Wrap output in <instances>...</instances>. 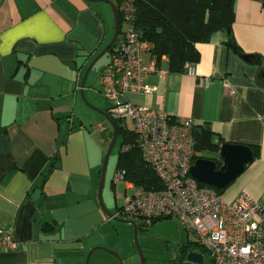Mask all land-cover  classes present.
<instances>
[{
    "label": "crops",
    "instance_id": "1",
    "mask_svg": "<svg viewBox=\"0 0 264 264\" xmlns=\"http://www.w3.org/2000/svg\"><path fill=\"white\" fill-rule=\"evenodd\" d=\"M113 33L112 10L102 1L0 0V227L12 230L18 243L16 250L0 252V264H79L80 254L111 248L113 220L99 201L100 134L107 129L97 114L105 118L94 110L88 125L78 95L85 70ZM232 35L241 54L216 34L196 45L194 76L169 73L163 57L164 79L146 77L157 91L130 94L129 100L207 126L226 143L257 146L258 157L222 198L233 202L246 191L264 205V87L258 83L262 65L255 61L264 60L261 0L235 1ZM225 83L232 97L224 94ZM111 187L116 191L113 180ZM125 190L116 201L139 192L129 182ZM101 201L113 215L124 206L114 207L111 193ZM44 224L56 230L41 232ZM108 255L101 256L106 264H118Z\"/></svg>",
    "mask_w": 264,
    "mask_h": 264
},
{
    "label": "built area",
    "instance_id": "2",
    "mask_svg": "<svg viewBox=\"0 0 264 264\" xmlns=\"http://www.w3.org/2000/svg\"><path fill=\"white\" fill-rule=\"evenodd\" d=\"M123 25L126 30L110 49L108 63L100 72V93L111 103L109 113L114 119L132 122L143 158L163 189H138L113 218L127 216L146 224L175 218L186 232L187 242L204 251L194 252L207 256L206 261L203 257L201 263L190 264H264V205L246 191L226 202L215 188L200 186L190 173L197 156V124L129 100L130 94L155 93L156 86L148 84L146 77L156 75L163 80L167 72L159 68L150 43L131 30L129 17ZM184 73L194 76L193 65H185ZM224 94L234 95L227 83ZM124 177V171H117L114 185ZM17 248L13 231L0 227V252Z\"/></svg>",
    "mask_w": 264,
    "mask_h": 264
},
{
    "label": "trees",
    "instance_id": "3",
    "mask_svg": "<svg viewBox=\"0 0 264 264\" xmlns=\"http://www.w3.org/2000/svg\"><path fill=\"white\" fill-rule=\"evenodd\" d=\"M235 1L114 0V3L120 18L119 35L123 33L122 25L129 17L131 30L138 35L140 40L150 43L151 53L157 58L158 63L165 57L169 73H183L185 65H194L200 61V53L196 45L211 41L216 34H224L227 37L226 44L238 53L240 52L232 35V26L235 21ZM262 6L264 8V2H262ZM255 61L262 65L258 83L264 87V60L257 57ZM115 124L121 148L117 157L116 171H124V180L131 183L136 189L162 190L161 181L143 158L138 145V135L135 131L127 129L122 119H115ZM195 140L197 153L195 160L205 158L200 155L201 153H216L218 157L210 159L214 160L219 168L222 164L219 157L220 147L227 143L209 127L202 125L196 126ZM248 147L253 153L254 160L258 157L259 148L257 146ZM124 148L126 149L123 150ZM54 167L55 163L53 162L45 179ZM199 185L207 187L202 183ZM226 188L216 190L222 194ZM56 227L54 224H44L40 231L47 233L51 229L54 232ZM141 227L143 226H140L138 231ZM179 250L182 255L178 256L177 254L175 260L180 257L186 258L189 252H204L197 245L188 242L182 243Z\"/></svg>",
    "mask_w": 264,
    "mask_h": 264
},
{
    "label": "rangeland",
    "instance_id": "4",
    "mask_svg": "<svg viewBox=\"0 0 264 264\" xmlns=\"http://www.w3.org/2000/svg\"><path fill=\"white\" fill-rule=\"evenodd\" d=\"M125 30L126 26L122 25V32H124ZM107 55L108 53L102 59H100L90 71L84 89V95L86 96L85 98L88 103L100 111H106L111 107V103L107 101L100 93L101 88L99 85V69L106 63ZM145 61L148 64V58L145 57ZM90 85H93L94 88L93 91L91 89L92 93L87 90V87ZM78 98L79 100H81V103L86 109L85 112H87L88 114L87 117H89L88 120H85L86 123H91L92 116H96L97 113H95V111L86 104V102L81 97V93H79ZM96 121H102L105 128L107 129L105 133V137L107 138V140L102 141L104 146V160L105 154L110 144V139L112 138V128L105 119H101V116L99 114H97ZM124 123L127 129L133 130L132 122H130L129 120H125ZM120 149V139H118L108 159L105 171L104 188L101 195V198L103 199V197L106 198V196L111 193L112 205L114 207L115 205H118L119 207L122 206V204L125 205L126 202L125 198H121L116 201L115 195H124L127 182L124 180L116 184V191L111 187L112 180L115 173L117 172L115 168ZM213 154L214 153L205 152L201 153L200 155L207 158L208 156H212ZM127 193L128 195L132 196L134 194V191H128ZM117 211L118 209L116 210V212ZM120 219L133 220L127 216H120ZM153 222V224L147 223L145 226L141 227V229L137 233V240L142 251L144 264H187V260L184 257H180L177 260L174 259L179 246L182 243L187 242L188 240L187 234L181 228L179 222L175 218L161 219ZM110 225L112 234L110 241L111 248L106 249L115 252L120 257L121 261L117 257H114L118 261V264H141L140 256L135 245L133 227L130 224L118 222L116 220L111 221ZM88 252L85 254H80V256L78 257V261L76 260V262H78L79 264H85ZM104 255L110 256L108 255V253L101 249L95 250L91 254L88 264H106L103 257H101ZM204 255L205 256L203 257L206 261L207 256L206 254Z\"/></svg>",
    "mask_w": 264,
    "mask_h": 264
},
{
    "label": "water",
    "instance_id": "5",
    "mask_svg": "<svg viewBox=\"0 0 264 264\" xmlns=\"http://www.w3.org/2000/svg\"><path fill=\"white\" fill-rule=\"evenodd\" d=\"M88 2H105L107 3L113 13L114 18V33L109 41V43L103 48V50L90 62L87 69L85 70L82 81H81V97L86 102V104L93 110L99 112L109 123L110 127L112 128V138L110 139V144L108 147V150L105 154L101 172H100V179H99V201L102 206V209L108 216L110 220H116L118 222L127 223L130 224L133 227L134 230V240L135 245L138 251V254L140 256V262L141 264H144V258L142 256V251L140 249L138 240H137V233H138V227L144 226L146 223L143 221H135V220H125L120 218H113V214L108 212L101 201V195H102V189L104 186V180H105V171L106 166L108 163L109 156L115 147L117 141H118V129L115 124V119L107 112V111H100L96 108H94L92 105L88 103L84 96V86L88 77V74L93 69V67L98 63L100 59H102L113 47V45L116 43L118 36H119V29H120V18L118 9L115 5V3L112 0H86ZM264 2V0H261ZM106 130H102L100 136L103 140H107L105 137ZM219 157L221 159V166L217 168V164L212 159L207 158H198L195 160L194 164L190 168V173L192 177L199 183H202L204 185L213 187L215 189H224L226 188L230 183H232L236 178H238L243 171L245 170V167L248 163L252 162L253 160V153L251 149L248 146L243 145H235V144H224L220 147L219 151ZM101 249L105 251L108 254H111L115 257H117L120 261V257L113 251L108 250L106 248L98 247L93 248L89 251L85 264H88L91 254L97 250ZM176 258V254L174 259ZM187 262L190 263H201L203 260V257L201 254L197 252H189L186 255Z\"/></svg>",
    "mask_w": 264,
    "mask_h": 264
},
{
    "label": "flooded vegetation",
    "instance_id": "6",
    "mask_svg": "<svg viewBox=\"0 0 264 264\" xmlns=\"http://www.w3.org/2000/svg\"><path fill=\"white\" fill-rule=\"evenodd\" d=\"M138 229H139V227H138ZM177 254H178V256H181L182 255L181 252H180V250H179V248H178Z\"/></svg>",
    "mask_w": 264,
    "mask_h": 264
}]
</instances>
